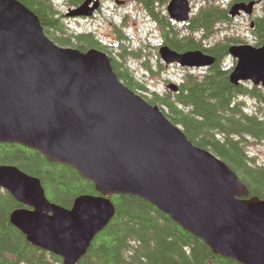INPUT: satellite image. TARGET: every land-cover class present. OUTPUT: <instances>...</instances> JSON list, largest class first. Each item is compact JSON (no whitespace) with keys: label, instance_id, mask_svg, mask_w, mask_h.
Instances as JSON below:
<instances>
[{"label":"water","instance_id":"95a60500","mask_svg":"<svg viewBox=\"0 0 264 264\" xmlns=\"http://www.w3.org/2000/svg\"><path fill=\"white\" fill-rule=\"evenodd\" d=\"M255 2L231 5L234 17ZM99 0H83L67 16H89ZM169 16L189 18L188 0H170ZM232 84L264 90V41L231 44ZM164 64L207 68L215 57L200 49L158 48ZM166 88L178 90L170 82ZM0 143L39 151L72 166L97 194H80L70 207L51 202L38 177L0 164V187L21 207L9 221L36 247L77 264L115 213L111 195L131 194L169 215L214 253L241 264H264V199L226 163L194 145L158 105L128 88L110 57L53 42L38 16L19 0H0Z\"/></svg>","mask_w":264,"mask_h":264},{"label":"trees","instance_id":"16d2710c","mask_svg":"<svg viewBox=\"0 0 264 264\" xmlns=\"http://www.w3.org/2000/svg\"><path fill=\"white\" fill-rule=\"evenodd\" d=\"M19 1L38 16L45 34L56 44L72 45L81 51L97 45L91 32H69L51 0ZM81 1L69 0V4ZM203 1L197 13L185 23L182 36L173 25L168 23L164 27L170 36L169 47L178 51L200 49L215 57L206 71L185 74L176 92L153 90L150 96L139 92L144 87L133 70L122 61L120 70L110 62L128 88L158 105L194 145L210 150L223 160L246 185L248 196L264 199V164L258 163L248 150V145L264 140V91L260 86L235 85L229 81L232 67L227 68L224 60L229 55V45L240 43L237 37L229 34L210 46L201 44V40L213 34L217 24L231 21L225 9L210 0ZM145 3L148 5L149 1ZM252 32L257 38L256 45H260L264 41V14L257 17ZM119 36L120 58L139 57L140 50H128L123 42L125 36L122 33ZM144 67L151 71L147 64ZM245 96L255 101L252 110L241 99ZM0 164L16 165L38 177L47 198L64 207H70L80 194H97L93 182L81 177L72 166L48 161L39 151L20 144L0 143ZM111 200L114 216L96 234L77 264H241L214 253L203 240L141 197L115 194ZM21 206L0 187V264H63L60 256L34 246L10 223V213Z\"/></svg>","mask_w":264,"mask_h":264},{"label":"rangeland","instance_id":"374dc122","mask_svg":"<svg viewBox=\"0 0 264 264\" xmlns=\"http://www.w3.org/2000/svg\"><path fill=\"white\" fill-rule=\"evenodd\" d=\"M196 1L198 0H194L193 2L194 9L200 6L199 1ZM218 1L221 7H224L228 4L229 0ZM51 3L53 8L58 11L57 16L60 18L61 22L64 23L69 32L72 30L77 32L93 31L105 42L109 43L111 45L109 47L111 51L110 55L115 57L116 63L122 61V64L128 65V67L133 70V73L137 76H142L148 90H139V92H143L148 96L151 95V91L153 90L159 93L168 90L166 88L167 83L175 82L180 84L187 73L200 74L205 71L204 68H188L178 64L165 66L158 54L160 33L155 26L150 24L145 13L134 0H125L124 4H117V6L114 0H103L100 10L94 17H80L77 19H72V17L66 15L71 7L69 0H51ZM136 6L139 9H137ZM261 10L262 7H258L256 15L260 14ZM178 26L182 27L180 25ZM116 27H119L121 33L129 38L123 39L128 50H140L139 57L127 55L126 59L120 58L118 53L122 40L118 38ZM229 34L237 37L240 43L257 44V38L249 27V21L245 18H236L226 23L217 24L213 34L201 40V44L210 46ZM196 37L199 36L197 35ZM144 61L148 62L152 72L143 66ZM224 61L227 68H231L235 64V59L229 55ZM245 85L250 86L252 84L250 82H245ZM241 99H245L246 106L249 109L252 110L254 108L255 101L250 96H245ZM248 146L249 153L256 157V161L264 164V140Z\"/></svg>","mask_w":264,"mask_h":264},{"label":"flooded vegetation","instance_id":"af4514ba","mask_svg":"<svg viewBox=\"0 0 264 264\" xmlns=\"http://www.w3.org/2000/svg\"><path fill=\"white\" fill-rule=\"evenodd\" d=\"M145 1L146 0H134V2H137L138 3V5L141 8V10H143V12L145 13L146 18H148L150 24H152L153 26H155L158 29L159 33H160V34L158 33L159 34V38H160V42H159L160 44L158 45V48L161 45H163V44L168 45L167 44V42H168V39L167 38L170 37V36H168V33L165 32V29H164V27L167 26L168 23L171 24V25H173L177 29L179 36H182L185 33V31H186L185 28H184L185 27V23H187L197 13V11L201 8L202 4L205 2L203 0H198L200 6L198 8H196V9H194V4H193L194 0H188V2L190 4L189 18H188L187 21L178 22V21L172 19L169 16L168 12H167V5H168V3H169L170 0H148L149 1V4L148 5L145 3ZM198 1H196V2H198ZM210 1L215 2L216 4H218L221 7V4L219 3L218 0H210ZM249 1H251V0H229L228 1V4L226 6H224V7H221V8H223V9H225V11H227V14L231 17V20L236 19V18L237 19L245 18L246 20H248L249 21V27L252 30V28L255 25V22L257 20V17L258 16L260 17V16H262L264 14V0H252V1L255 2V4H254L253 9H252V11L250 13H246V12H244L242 10L236 16L232 17L229 14V11H228L229 8L231 7V5L234 4V3H238V2H245V3H247ZM114 2L116 3L115 5L117 6V4L118 5L119 4H124L125 3V0H114ZM80 3L71 4V7L70 8H74V7L78 6ZM102 3H103V0H99L98 7L89 16H70V17H72V19H77V18H80V17H82V18H87V17L88 18H91V17H94L95 14L98 13V11L100 10V8L102 6ZM258 7H262V10H261V13L260 14H257L256 15V11H257ZM136 8L139 9L137 6H136ZM57 14H58V11H57ZM178 25H180L182 27H179ZM70 32L73 33V34H75V33H89V32H91L94 35L93 39L97 42L96 43L97 45L96 46L87 47L84 50L86 51V50H88L90 48H96V49H99L101 51H104L110 57V60H112L113 63L117 66V68H119V70H120L121 62H119V63L117 62L116 63L115 57L113 55H110L111 54V51H110L109 47L111 45L109 43L105 42L102 38H100L99 36H97L93 31H81V32L79 31V32H77V31L72 30ZM116 32L118 34V38L120 39L121 37L119 35L121 33V29L119 27H116ZM195 36H197V34ZM125 38H127V36H125ZM127 39H129V38H127ZM242 42H243V40H242ZM144 64H147L148 67L150 68V65L148 64L147 61H144L143 62V66H144ZM207 68H204L205 71H206ZM134 75H135V77H137V78L140 79L138 81L142 83V85L144 87L142 89L147 90L148 89L147 88V85L144 84V81H143L142 76H140V75L137 76L135 73H134Z\"/></svg>","mask_w":264,"mask_h":264}]
</instances>
